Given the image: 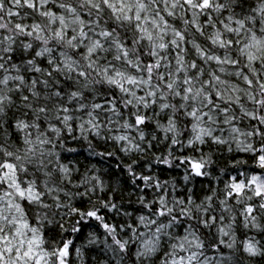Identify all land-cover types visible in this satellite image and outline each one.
<instances>
[{"label": "snow or ice", "instance_id": "obj_1", "mask_svg": "<svg viewBox=\"0 0 264 264\" xmlns=\"http://www.w3.org/2000/svg\"><path fill=\"white\" fill-rule=\"evenodd\" d=\"M0 264H264V0H0Z\"/></svg>", "mask_w": 264, "mask_h": 264}]
</instances>
